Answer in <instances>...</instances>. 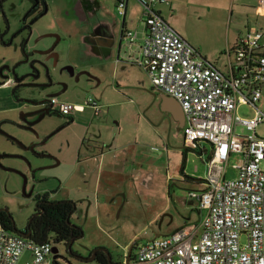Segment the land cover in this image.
I'll list each match as a JSON object with an SVG mask.
<instances>
[{
	"label": "built area",
	"instance_id": "built-area-1",
	"mask_svg": "<svg viewBox=\"0 0 264 264\" xmlns=\"http://www.w3.org/2000/svg\"><path fill=\"white\" fill-rule=\"evenodd\" d=\"M128 0H117V12L124 15ZM141 0L147 35L139 57H129L148 73L153 85L179 99L186 114L185 145L196 148L201 141L214 146L207 160L206 187L190 190L191 198L205 210L197 224L141 245L135 256L139 264H264V136L257 132L264 124V32L249 30L233 50L237 66L224 73L204 59L155 10L157 2ZM257 11L264 15V0ZM124 38L133 42L127 30ZM231 49L227 50L228 53ZM232 51V50H231ZM233 52V51H232ZM254 109L251 117L237 112L239 104ZM61 114L69 116L91 107L95 114L104 110L95 96L73 103L55 98ZM243 125L251 131H238ZM235 178H226L230 157ZM50 241L37 243L7 228L0 221V264H54ZM26 252L30 257L24 259Z\"/></svg>",
	"mask_w": 264,
	"mask_h": 264
},
{
	"label": "crops",
	"instance_id": "crops-1",
	"mask_svg": "<svg viewBox=\"0 0 264 264\" xmlns=\"http://www.w3.org/2000/svg\"><path fill=\"white\" fill-rule=\"evenodd\" d=\"M43 1L47 4L46 12L35 24V29H37L35 35L37 38L42 37L38 47L45 48L50 46L54 41H58L59 43L68 37L83 43L78 62L72 61L73 65L76 63L77 67L75 66L74 68L67 65L63 68L64 70H68L69 76L65 80L70 83V89L62 92L60 95L70 100L69 102L75 103L71 99L79 100L81 97L78 98L76 94L82 91L81 87L76 86L79 84V75L90 71L94 74V77L96 76L95 78L98 80V83L101 84L95 96L104 107V110L97 114L93 112L91 107H86L83 111H76L69 116L57 113L60 116L67 117L69 123H73L75 122L76 113H83L89 109L92 113V119L89 126L86 125L85 131H89L92 126L95 127L94 130L91 128L90 136L88 134L83 136L81 145L75 149V158L71 162L75 166L74 169L61 178L62 183L63 181L64 183H79L80 186L78 187L80 189L85 187L82 189L84 192L77 194L79 197L77 200L74 198L67 199L77 203L76 212L87 210V214L89 212L88 215H90V211L92 210L91 213L94 216L101 218L102 215H109L114 212L121 203L123 207L122 211L126 208L128 213H130L132 208L128 204L131 202V195H138L142 200L141 204L145 205L144 215L148 219L144 227H153L152 232L154 234L146 242L153 239L157 234L167 236L182 227L193 225L194 223L187 219L183 224L171 228L168 232L161 230L163 222L159 224V219L163 215H170L166 212L169 210V207L167 206V192H164V188L169 181L177 178L179 179H177L178 181L192 182L196 184L197 188L188 189V200L186 198L183 199H185V202L187 200L190 204L198 202L191 198L190 190H202L206 187L207 160L213 154V144L208 141H201L198 147L188 148L185 145V135L182 130V145H174L170 148L166 142L167 137L160 136L159 139H155V142L159 143L160 147L152 149L142 148L137 128H134L137 130L136 133L132 134L127 131L129 130L127 125L123 126V121H114L117 114L119 116V112L117 111L119 103L120 105H125L131 101L125 98L127 89H130L129 86L131 85L128 83L129 77L132 74L130 66L133 64L140 65L135 60L131 61L129 57L135 58L140 56L141 46L147 35V28L144 23V6L141 0H128L125 16L121 15V24L119 19L116 18L118 14L116 7L117 0ZM167 1L157 2L155 10L178 34H180V31L173 26L171 20L177 15V11L181 6L193 9L200 17L221 22V26L223 27L220 26V28L224 29L225 42L210 49L202 47L200 50L180 35L195 47L204 59L227 74L230 73V64L234 66L238 64L233 50L237 40L249 30L259 29L264 32L262 26H255L261 25L260 19L264 18V15L259 14L257 11L258 0ZM138 8L143 12L140 18L141 22H137L135 19V17L139 16ZM33 15H29L27 20L33 18ZM225 20L228 21L227 30L222 24ZM255 20L258 22H255ZM124 27L126 30L133 31L135 38L131 43L125 41V48L119 54L116 43ZM48 33H55L56 35L43 37ZM112 39L115 40L114 44ZM229 49L233 52L230 50L228 53L227 50ZM61 55L56 47L54 51H51L47 55V58L56 64L60 62ZM58 79L62 80V78ZM14 84L15 88L17 83L14 82ZM153 91L156 92L154 104L158 110H161L170 120L173 117L184 129L186 120L180 102L161 90L153 88ZM29 106L31 107L29 111L35 109V106ZM242 106H248L252 110V115L249 117L253 116L254 109L247 104H239L237 107L238 113ZM10 107L0 111V121L9 119L8 113L11 112L9 110ZM113 121L115 125L118 124V129L113 124ZM6 123L4 122V125ZM178 144H181V142ZM233 156H237L238 162H240L241 158L239 155ZM234 164L233 168L238 175V170L234 167ZM228 165L229 162L225 171L226 178H229ZM123 194L125 197H120ZM50 197L52 198L51 193ZM201 210L205 213V210L202 208ZM129 244L130 241L124 244V254L126 255H128ZM133 244L134 252L139 241L136 240ZM100 247L107 248L96 244L93 249L90 248L88 250L89 254L92 251L91 257L93 256V251ZM106 254L108 255V253ZM88 255L84 254V256ZM29 257V252H26L24 259ZM57 258L58 254H55L53 257L51 256L50 260L54 263ZM112 264H115L113 259Z\"/></svg>",
	"mask_w": 264,
	"mask_h": 264
},
{
	"label": "rangeland",
	"instance_id": "rangeland-1",
	"mask_svg": "<svg viewBox=\"0 0 264 264\" xmlns=\"http://www.w3.org/2000/svg\"><path fill=\"white\" fill-rule=\"evenodd\" d=\"M0 6V31L7 26L5 12L10 22L11 33H13L22 27V18L32 4L29 0H10L5 2L0 0ZM138 10L139 16L135 17V19L137 22H141L140 18L143 12L140 8ZM34 18L35 15L29 19V22ZM116 18L119 19L121 24L122 16L118 13ZM255 22L258 21L255 20ZM171 23L186 40L200 50L202 47L210 49L225 42L224 29L220 28L221 22L200 17L193 9L186 6L179 8ZM260 23L261 25L255 26L264 28V18L260 19ZM222 24L227 30L228 21L225 20ZM36 30L31 36V48H38L40 45V42H35L37 40ZM82 45L83 43L69 37L57 43V49L60 55L62 54L60 62L54 64V61H47L55 78L65 79L69 76L68 70L63 68L67 65L75 68L76 63L73 65L72 61L78 62ZM21 58L20 50L15 49L14 45L6 47L0 42V67L5 64L14 65ZM222 58L225 59L224 57ZM130 67L132 74L128 83L131 85L129 86L130 89H127L125 98L131 101L125 105H120L119 103L117 107L119 116L117 114L114 121H123V126L127 125L129 128L127 131L132 134L136 133L137 130L134 128H137L142 148L152 149L160 147V144L155 142V139H159L160 136L167 137L166 142L170 148L174 145H182L181 131L183 130L184 132V129L173 117H171V120L166 117L154 104L156 92L153 91V88L155 86L146 70L136 64ZM26 69L27 66L23 65L19 68V71L23 72ZM6 72L8 78H0L2 81L5 80L0 84V111L11 106L9 108L11 112L8 115L13 122L6 123L4 128H2L7 133L0 131V154H7L0 162V210L8 209L17 227L20 230H24L35 211L37 205L36 195L39 193L50 192L52 198L57 200L67 198L77 200L79 199L77 194L84 192L82 189L85 187L80 189L78 187L80 186L79 183H64V181L62 183L61 178L74 169L75 166L71 162L75 158V149L81 145L83 136L85 134L90 136L91 128L94 130L95 127L92 126L89 131H85L86 125L89 126L92 119V113L89 109L83 113H76L75 122L73 123H69L67 117L55 113L53 116H47L35 123L32 128L21 126V124L24 125L22 121L24 112H28L31 108L25 99L31 97L32 89L22 85L15 96L13 92L15 86L14 77L12 72ZM90 74L94 76L91 72ZM9 80L10 82H8ZM79 84L82 85V91L76 94L78 98H81L79 100L71 99L75 103L83 102L88 96H95L96 91L101 86L96 78H90L87 74L79 75ZM60 99L70 101L63 96ZM239 113L241 116L249 117L252 115V110L248 106H242ZM32 120H35V116H32ZM15 121H18L20 125L15 124ZM115 126L118 129V124ZM238 131L245 135L251 132L243 125H239ZM257 132L259 135L264 136V124L258 127ZM179 142L181 144H178ZM238 161L237 156L230 157L228 165L229 178L237 176L233 164ZM261 165L264 169V160ZM177 179L167 181L169 185L167 183L164 188V192H167V206L169 207L166 212L170 215H163L159 219V224L163 222L161 229L163 232H168L171 228L183 224L187 219L197 224L204 214L198 202L190 204L187 201L188 189L197 188L196 184L178 181L179 179ZM169 192L171 193L169 194ZM120 197L124 198L125 195L123 194ZM183 198L187 199L186 202ZM141 202L142 200L138 195H131V202L128 204L132 208L130 213H128L126 208L122 211L121 203L114 212L109 215H102L101 218L94 216L91 213L92 210L90 215H88L89 212L87 214V210L75 212L71 217V222L77 226L80 225L84 234L80 239L74 241L72 250L84 256V254H89L88 250L90 248L93 249L96 244H100V246L107 247L110 250L115 264H126L127 255L124 254V244L130 241L129 253L131 246L136 240L139 241L138 246H141L154 234L152 226L144 227L148 219L144 215L145 205H142ZM86 205L88 206V204ZM134 236L136 237L131 240ZM55 247L58 248L57 254L70 257V260L74 264L76 263L75 257L68 254L63 243ZM137 249L136 247L134 253ZM56 253L53 252L52 257ZM59 260L61 261V259ZM60 264L67 263L62 261ZM130 264L139 263L131 260Z\"/></svg>",
	"mask_w": 264,
	"mask_h": 264
},
{
	"label": "water",
	"instance_id": "water-1",
	"mask_svg": "<svg viewBox=\"0 0 264 264\" xmlns=\"http://www.w3.org/2000/svg\"><path fill=\"white\" fill-rule=\"evenodd\" d=\"M32 4L31 8L26 12L25 16L22 18V27H20L18 30L14 31L11 33V28H10V22L7 18L6 13L4 12L5 19H6V28L2 31H0V42L2 45L6 47H10L14 45L15 49H19L22 55V58L20 61L15 63L14 65H3L0 67V78H8V74L6 71L12 72V75L14 77V82L17 83V86L13 89V92L15 96L17 95V91L19 90L20 86H28L32 89V95L30 98H26L25 101L32 106H35V109L30 110L28 112H24L22 121L23 124L21 126H25L26 128H32V126L42 120L44 116H49L51 115L54 111L50 109L49 107L45 108L43 107L46 103V97H54L56 95L61 94L62 92H65L66 89H62L60 91H55V92H48L47 90L59 86V85H66V83H62L61 81L57 80L55 76L51 73L50 66L48 65L47 61L49 58H47V55L51 52L54 51L57 47L58 41H55L52 43L50 46L45 47V48H31L30 47V42H31V36L33 35V32L35 30V23L37 20L46 12L47 4L43 0H29ZM4 2V1H3ZM1 7V6H0ZM44 7V10L40 12L41 8ZM37 13L35 18L31 22H26L27 18L29 15ZM55 33H48L44 35L43 37H51L55 36ZM40 38H37L35 41L36 43L40 42ZM113 40V39H112ZM115 43V40H113V44ZM116 48L117 52L120 54L123 48H125V42L123 38V30L117 39L116 43ZM23 65L27 66V69L23 72L19 71V68ZM90 78H95L92 76L89 72H85ZM43 78V79H48L46 82H37V83H28L27 81L25 82L26 78ZM3 81L0 80V83ZM40 112L42 114L38 115ZM32 116H35V120H32ZM31 120V121H30ZM4 122H13L11 119H4L0 121V131L3 133H7L6 131L2 130V124ZM17 125H20L18 121L14 122ZM11 138V137H10ZM34 148V147H32ZM7 154H0V162L1 158L6 156ZM27 180V178L25 177ZM25 190V189H24ZM6 210L8 213V209H3ZM31 221V219H30ZM29 221V222H30ZM13 223L15 224V220H13ZM19 231V232H18ZM18 233H20L23 236H30L31 230L24 229V230H17ZM161 237V234H157L154 238ZM74 240H71V242L67 245L66 250L70 256H73L75 253L76 255L80 256L78 252H74L72 250ZM133 246H131V249L127 255V264L131 262V257L133 253ZM98 250H103L106 253H108V258H109V264H112V255L110 251L107 248L100 247L99 249H95L93 251V257L95 256L96 252ZM53 252H58V248L54 247ZM57 254V253H56ZM61 259V261L59 260ZM91 260L93 259L92 257L90 258ZM56 263L60 264V262L64 261L67 264H73L72 260H70V257L67 256H62L58 254V258Z\"/></svg>",
	"mask_w": 264,
	"mask_h": 264
},
{
	"label": "trees",
	"instance_id": "trees-1",
	"mask_svg": "<svg viewBox=\"0 0 264 264\" xmlns=\"http://www.w3.org/2000/svg\"><path fill=\"white\" fill-rule=\"evenodd\" d=\"M123 32H126L125 27ZM36 201L37 205L30 218L31 221L29 219L30 222L25 228H29L31 234L24 237L37 243L50 241L55 247L60 243L67 246L71 240L76 241L83 236V229L71 222V217L77 210L75 201L70 199L54 200L50 197V192L39 193L36 195ZM13 220L11 213L0 211V221L10 230L17 232L20 229L16 223H13ZM91 255L92 251L88 256H78L76 253L73 256L76 264H109L108 255L104 251L98 250L92 260L90 259ZM135 256L136 253L133 252L132 261L135 260ZM56 262L54 261V264H57Z\"/></svg>",
	"mask_w": 264,
	"mask_h": 264
},
{
	"label": "flooded vegetation",
	"instance_id": "flooded-vegetation-1",
	"mask_svg": "<svg viewBox=\"0 0 264 264\" xmlns=\"http://www.w3.org/2000/svg\"><path fill=\"white\" fill-rule=\"evenodd\" d=\"M4 2L5 1H10V0H3ZM44 10V7H42L41 8V10H40V12L39 13H41L42 11ZM34 15L36 16L37 15V13H34ZM26 22H29V20H26ZM124 35V34H123ZM6 65V64H5ZM50 70H51V68H50ZM48 79H43V78H26V80H24L25 82L27 81L28 83H37V82H39V83H41V82H46ZM59 81H61L62 83H66V85H59V86H56L55 85V87H52V88H50V89H48L47 91L48 92H55V91H60V90H62V89H66L67 88V90L68 89H70V83H68V81L67 80H65L64 78H62V80H60V79H58ZM67 81V82H66ZM77 87H82V85H80V84H78V85H76ZM66 90V91H67ZM60 97H62V95H56V96H54V97H46V96H44V98L47 100L46 101V103H45V105L43 106V107H49L50 109H52L54 112L51 114V115H49V117H51V116H53L55 113H60V111L57 109V107L55 106V104H54V100H55V98H60ZM40 114H42V112H40L38 115H40ZM61 114V113H60ZM45 117H47V116H44V118ZM2 126V128H4V124H2L1 125ZM2 159V158H1ZM0 211H6V210H3V209H1ZM136 247H138V245H136Z\"/></svg>",
	"mask_w": 264,
	"mask_h": 264
},
{
	"label": "bare ground",
	"instance_id": "bare-ground-1",
	"mask_svg": "<svg viewBox=\"0 0 264 264\" xmlns=\"http://www.w3.org/2000/svg\"><path fill=\"white\" fill-rule=\"evenodd\" d=\"M127 5H128V1H127ZM126 9H127V7H126ZM125 13H126V11H125ZM122 16H125V14L124 15H122ZM127 31V30H126ZM125 32H123V34H124ZM178 33V32H177ZM123 38H124V35H123ZM126 41V39L124 38V42ZM189 43V42H188ZM131 61H133V60H131ZM136 62V61H135ZM136 63H138V62H136ZM139 64V63H138ZM156 88V87H155ZM157 89V88H156ZM159 90V89H158ZM162 92H164V93H166L167 95H170V96H172V97H174L175 99H177L178 101H179V99L177 98V97H175L174 95H172V94H170V93H168V92H165V91H162ZM180 102V101H179ZM180 104H181V106H182V108H183V112H184V117L186 118V114H185V109H184V107H183V105H182V103L180 102ZM186 120V119H185Z\"/></svg>",
	"mask_w": 264,
	"mask_h": 264
},
{
	"label": "clouds",
	"instance_id": "clouds-1",
	"mask_svg": "<svg viewBox=\"0 0 264 264\" xmlns=\"http://www.w3.org/2000/svg\"><path fill=\"white\" fill-rule=\"evenodd\" d=\"M63 115V114H62Z\"/></svg>",
	"mask_w": 264,
	"mask_h": 264
}]
</instances>
